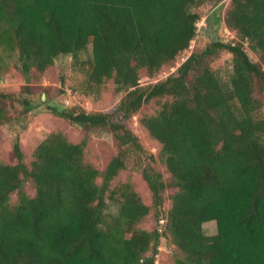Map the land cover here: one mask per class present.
<instances>
[{
  "label": "trees",
  "instance_id": "obj_1",
  "mask_svg": "<svg viewBox=\"0 0 264 264\" xmlns=\"http://www.w3.org/2000/svg\"><path fill=\"white\" fill-rule=\"evenodd\" d=\"M207 1L0 0V47L16 53L24 76L59 56L78 63L89 43L87 89L97 97L111 80L123 93L111 113L50 107L73 124L111 134L118 152L102 171L85 160V139L52 131L27 164L15 137L16 162H0V264H155L160 232L137 227L151 210L184 254L175 264H264V117L255 116L264 91V0H230L224 23L235 38L211 37L187 55L197 8ZM222 50L231 54L227 79L210 65ZM176 61L173 74L141 85L139 69L153 77ZM11 98L0 92V123L10 120ZM151 101L156 111L139 121L159 143L170 180L152 155L142 165L144 150L126 125ZM127 154L140 163L151 204L129 182L111 187ZM167 187L174 191L164 212ZM211 220L216 233L206 235L202 225Z\"/></svg>",
  "mask_w": 264,
  "mask_h": 264
},
{
  "label": "rangeland",
  "instance_id": "obj_2",
  "mask_svg": "<svg viewBox=\"0 0 264 264\" xmlns=\"http://www.w3.org/2000/svg\"><path fill=\"white\" fill-rule=\"evenodd\" d=\"M230 6V0H208L197 8L201 18L197 23L198 32L191 41L187 55L193 51L201 50L209 38L228 40L235 38L232 30L224 23V14ZM249 58L259 62L258 55L248 45L244 44ZM0 92L13 96L8 102L10 120L0 123V162L15 163L16 158L12 152V145L18 135L24 162L30 163L36 145L52 131H61L72 142L86 140L84 152L85 160L102 171L108 161L118 152V147L110 133L100 129H86L78 124L54 114L50 107L69 109L72 111L85 110L87 112H113L123 93L114 89L111 80L105 82L97 95L87 89L88 83L85 69L91 59V44L87 43L85 49L78 53L79 61L74 62L71 56H59L54 63L44 71L32 69L28 77L24 76L17 68L16 53L6 55L0 47ZM179 61L165 65L153 77L148 76L145 69H139L141 85L154 83L173 74ZM210 65L222 78L227 79L231 69V54L220 51ZM264 68V66H262ZM262 106L255 113L256 117H264V91L259 95ZM158 107L157 102L142 106L132 117L126 120V125L136 134L143 148L142 165L144 157L152 155V165L162 174L165 180H170V174L159 158V143L149 136L139 119L144 114H152ZM139 162L131 154L126 156V166L115 176L111 187L129 182L139 194L142 201L151 204L149 189L139 171ZM100 178H98V182ZM25 191L28 195L34 194V187L30 181L25 182ZM174 188L167 187L164 191V212L170 207V195ZM17 200L16 193L10 196V203ZM108 210L115 212L116 205L109 203ZM161 216H163L161 214ZM164 219L157 220L153 210L137 224L138 228L145 230L158 229L160 232L158 253L155 264H175L177 259L184 254L173 244L169 235L164 230ZM203 232L206 235L216 233L213 220L204 222Z\"/></svg>",
  "mask_w": 264,
  "mask_h": 264
}]
</instances>
